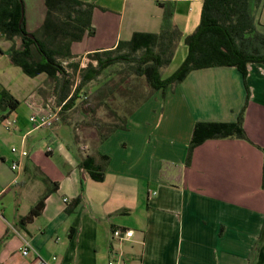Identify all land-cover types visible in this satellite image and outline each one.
<instances>
[{
  "label": "crops",
  "instance_id": "1",
  "mask_svg": "<svg viewBox=\"0 0 264 264\" xmlns=\"http://www.w3.org/2000/svg\"><path fill=\"white\" fill-rule=\"evenodd\" d=\"M84 1L99 7L92 18L95 35H86L72 46L75 60L113 50L135 33H158L164 14L159 2L175 4L174 21L184 36L189 35L199 24L203 6V0ZM45 18L43 15L37 27H42ZM259 20L264 25V5ZM11 47L12 42L0 36V92L6 89L21 102L12 114L0 109V264H36L34 254L22 255L25 239L52 264H264V240L255 248L264 229V65L248 66L251 95L244 129L253 144L238 139L209 140L194 151L191 166L185 165L195 124L235 123L247 99L242 76L235 68L193 72L180 85L190 124L180 149L175 142L165 149L155 145L153 132L148 136L136 132L141 131L139 124H128L103 143L79 141L77 128L75 148L61 144L51 155L46 153L53 156L58 152L65 161L47 172L60 183L58 192L47 198L40 217L17 232L14 228L19 219L40 200L38 188L31 191V202L25 206L15 193L27 187L30 167L36 165L30 142L45 153L50 145H45L44 138L55 140L60 126L66 124L34 129L30 118L39 107H31L30 99L37 97L38 105L47 102L44 95H35L47 76L34 78L39 81L32 89L19 85L15 77L19 73L9 70L8 57L3 53ZM186 54L187 50L180 65ZM126 96V113L133 117L142 114V104L134 108L137 95ZM176 110H171L169 118H178ZM132 131L137 135H131L130 140L112 143L119 132ZM14 135L18 149L26 150L28 156L9 150L8 140ZM122 148L127 155L118 158ZM86 157L106 165L103 182L94 181L80 168ZM147 162H157L152 174L145 173L152 170ZM171 162L176 164L170 169L167 166ZM14 163L20 165L16 171L12 170ZM82 186L81 207L67 214ZM118 229L134 234L118 239L113 235Z\"/></svg>",
  "mask_w": 264,
  "mask_h": 264
},
{
  "label": "trees",
  "instance_id": "2",
  "mask_svg": "<svg viewBox=\"0 0 264 264\" xmlns=\"http://www.w3.org/2000/svg\"><path fill=\"white\" fill-rule=\"evenodd\" d=\"M45 5L47 9L45 21L40 30L32 34L35 39H31L28 36L25 18L20 23L21 1L0 0V36L12 42L10 50L3 52L11 64L19 67L32 79L45 74L53 82L51 94L55 97L57 107H62L54 125L65 123L72 126L71 113L79 112L77 100L83 96L86 98L83 103H88L91 94L85 89L112 67L122 66L120 73L124 71L128 75L143 78L151 92H165L171 87L175 88L196 71L235 68L241 74L247 90L246 104L238 121L196 123L185 165L191 166L194 151L209 140L238 139L253 144L244 129V117L251 95L247 82L248 66L264 65V25L259 20L264 0H203L199 24L193 33L186 36L174 21L175 4L170 1L159 2L164 14L162 27L158 33H135L130 41L119 42L113 50L89 54L86 68H81L80 61L75 60L72 46L81 42L86 35H95L92 18L94 11L99 8L98 5L84 0H45ZM18 40L20 44L17 43ZM180 44L187 48L186 57L172 75L163 78V70L172 64ZM64 62L67 63L66 66ZM67 67L79 75L78 84L73 82ZM106 86L107 83L94 92L98 93L93 95L94 99L100 100L102 96H108L101 95ZM146 100L143 95H137L136 107ZM20 105L21 102L8 90L3 89L0 92V109L8 111V115L14 113ZM90 107L87 109H92L91 113H95V108ZM116 121L102 124L91 117L89 127L97 129L99 142L103 143L118 130L126 129L125 118L116 114ZM261 150L264 152V149ZM107 161L108 159H104V162ZM80 168L88 172L94 181H104L106 165H100L92 158L86 157ZM46 181L53 188H48L29 214L19 219L15 231L26 228L35 218L40 217L47 198L59 190V182L48 178ZM262 189L264 190V165ZM83 199L82 186L80 196L67 207V214H73L79 209Z\"/></svg>",
  "mask_w": 264,
  "mask_h": 264
},
{
  "label": "rangeland",
  "instance_id": "3",
  "mask_svg": "<svg viewBox=\"0 0 264 264\" xmlns=\"http://www.w3.org/2000/svg\"><path fill=\"white\" fill-rule=\"evenodd\" d=\"M24 3V11L26 16V22H27V32L29 34L37 33L41 27H37L38 23L40 24V19L44 15L46 17V5L45 0H23ZM39 28V29H38ZM81 45V44H79ZM187 50L186 46L183 44L179 46L175 58L172 62V64L163 70V78H167L168 75L172 74L175 70H177L180 66V63L184 57L185 51ZM80 63L83 61V59L79 60ZM66 62H64V65L66 66ZM8 68L9 70L18 71L19 76L15 75L17 83L21 86L28 87L29 89H32L35 84L39 81V79L35 80L28 76H26L22 70L11 64L9 58H8ZM68 72L72 75V80L75 82V84H78L80 82L79 75L77 73H74L72 69L66 68ZM122 70V66H116L109 69L107 72H105L99 80L91 83L85 90L88 92V94H91L89 98L91 99L88 103H83L86 101L85 97L83 96L77 100L76 105L79 109V112H72L73 114L71 116L72 118V126H66L61 125L58 129L59 134L58 138L55 136L54 139H48L47 137L44 138V143L49 144L52 146L54 151H57L58 147L62 145L64 146H70L72 148H75L77 146V143L75 141L76 129H79V132L81 133L79 137V141H85V143H92V142H99V133L96 128L89 127L91 122V117H94L95 120L100 121L102 124H108V123H115L116 121V114L121 116L122 118L126 119V126L129 124V126H137L139 124V127H141V131L137 130L138 134H150L153 132V140L156 143L155 145H160L162 148H166L170 142H175L177 148H181V146L186 142L188 130L190 132V124L189 121H187L188 117L186 116V108L183 107V101H182V88L181 84L177 87H171L167 91H158V92H151L150 88L148 87L146 81L143 78H138L133 75H128L126 72L120 73L119 71ZM46 76L45 74L40 75V77ZM28 82V84L23 81ZM105 83H107V86L102 91L101 95H108V96H102V98L99 100L94 99L93 95H98V93H94L99 87L103 86ZM189 85V84H188ZM53 87V82L47 78V80L44 82L43 87L38 88L36 91L38 92L35 95H44L46 101H50V104H54L53 107L55 109H58L60 107H57L55 97L51 94ZM186 87V94L190 95V92L188 90V86ZM35 91V92H36ZM151 92V93H150ZM84 95V94H82ZM112 95V97H111ZM126 95H143L144 98L147 97V95H157V96H151L148 100H146L144 103H142V111L140 115L132 116L129 115V113H126V102H127V96ZM164 95H168L167 98ZM173 103L171 104V102ZM84 104V105H83ZM88 106H91L90 108H95V113H91L92 109H87ZM136 108V104L134 106ZM153 112V110H155ZM172 109H177L176 111L178 114L176 116L178 118H175L171 116L169 118V114L171 113ZM132 110V109H131ZM12 121V119H11ZM150 124V125H149ZM139 129V128H138ZM144 131V133H143ZM85 132L87 133V136L85 135ZM46 134V133H45ZM152 134V133H151ZM131 135L133 137L137 135L135 132H119L116 134V136L113 138L115 139L112 143H120L124 140L128 141L131 139ZM54 136V135H51ZM17 137L14 135V138L8 140L9 150H12V147H16L20 149L19 142L16 140ZM143 142H146V140L143 139V137L140 138ZM112 141V140H111ZM12 142V144H11ZM153 144V143H152ZM35 142H30V149L32 151V161L36 160V165H32L30 167V170L28 172V175L26 177V183L27 187L23 189L22 192L18 190L16 193V196L18 197V202L21 203L23 206L28 205L29 202H31V191L35 188H38L40 191V198L45 193V191L48 188H51L49 182L46 181V178L50 179L51 181H54V179H51L50 175L47 174V172H51L50 170L55 169V166L59 164L61 161L65 163L64 159H62L59 156L58 152H55L53 156H47L46 152L44 153L42 151V148L35 149ZM123 152L118 156V158H121L123 155H127V150L122 148ZM165 151V150H164ZM148 153L146 151L147 156ZM162 156V155H161ZM34 157L36 159H34ZM145 164H151L150 172L145 173H153L156 170L157 162L155 163H145ZM176 163H172L167 166L168 168H172L175 166ZM50 177V178H49ZM57 182V181H56ZM60 184V183H59ZM53 188V187H52ZM60 188V187H59ZM58 192V191H57ZM56 192L52 193L55 194ZM28 196V200L27 197ZM37 204V202H36ZM264 236V229L263 233L260 236V239L258 243H256V246L258 245L259 248L261 247V242L264 240V238L261 239V237ZM255 246V247H256ZM255 262V259L253 263Z\"/></svg>",
  "mask_w": 264,
  "mask_h": 264
},
{
  "label": "built area",
  "instance_id": "4",
  "mask_svg": "<svg viewBox=\"0 0 264 264\" xmlns=\"http://www.w3.org/2000/svg\"><path fill=\"white\" fill-rule=\"evenodd\" d=\"M89 60L86 59L83 61H81V68H86L87 64H88ZM38 98L37 97H32L30 99V103L32 104L31 107H39L37 109V111L34 113L33 116H31L30 121L34 126L35 130H39L42 128H48L54 125L55 121L58 118V114L61 111L62 107L55 109L53 107L54 104H50V101L44 102L41 105H38ZM54 151V149L52 148V146H48L46 149V153L47 154H52ZM12 153L13 154H21V156L26 157L28 156V152L26 150H19L18 148L14 147L12 148ZM20 165L14 163L12 166V170L16 171L17 169H19ZM65 202H67V200H65ZM133 231H127L124 232L123 230H115L113 235L115 238L118 239H125V238H131L133 236ZM22 255L24 257H28L31 254H34L36 257V264H52L47 260H44L40 254L38 253V251H36L32 245L31 242L27 239L24 240V245L21 249ZM53 261H57V257H53ZM110 264H114V263H110Z\"/></svg>",
  "mask_w": 264,
  "mask_h": 264
},
{
  "label": "water",
  "instance_id": "5",
  "mask_svg": "<svg viewBox=\"0 0 264 264\" xmlns=\"http://www.w3.org/2000/svg\"><path fill=\"white\" fill-rule=\"evenodd\" d=\"M22 3V19L20 21V23H22L24 21L25 18V11H24V4H23V0H20ZM31 39H35V37L32 34L28 35Z\"/></svg>",
  "mask_w": 264,
  "mask_h": 264
}]
</instances>
